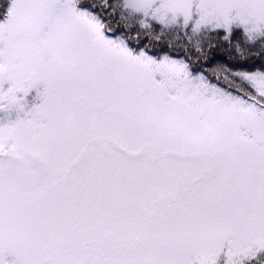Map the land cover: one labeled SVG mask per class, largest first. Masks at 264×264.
<instances>
[{
    "label": "snow or ice",
    "instance_id": "snow-or-ice-1",
    "mask_svg": "<svg viewBox=\"0 0 264 264\" xmlns=\"http://www.w3.org/2000/svg\"><path fill=\"white\" fill-rule=\"evenodd\" d=\"M0 264H264V0H0Z\"/></svg>",
    "mask_w": 264,
    "mask_h": 264
}]
</instances>
